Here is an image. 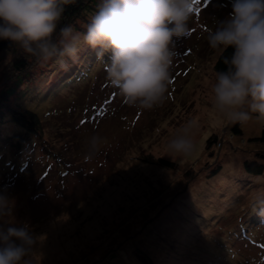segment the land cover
<instances>
[{"label":"rangeland","instance_id":"obj_1","mask_svg":"<svg viewBox=\"0 0 264 264\" xmlns=\"http://www.w3.org/2000/svg\"><path fill=\"white\" fill-rule=\"evenodd\" d=\"M100 2L77 20L86 31ZM231 12V0H194L191 35L173 38L167 99L151 110L130 106L111 86L104 68L111 52L98 55L83 42L66 67L39 62L34 80L16 86L40 116L43 140L12 146L7 137L19 126L0 118V195L9 201L0 222L38 236L34 264H125L101 261L99 253L121 244L124 254L149 244L154 264H264V222L253 201L264 192V171L245 166H264V141L249 140L262 135L264 120L251 114L237 122L243 136H235L236 123L216 110L211 92L222 51L209 46L207 32ZM15 80L0 81V91ZM189 120L199 125L195 151L170 152L168 141ZM214 134L221 145L208 151ZM92 136L103 140L94 154Z\"/></svg>","mask_w":264,"mask_h":264},{"label":"clouds","instance_id":"obj_2","mask_svg":"<svg viewBox=\"0 0 264 264\" xmlns=\"http://www.w3.org/2000/svg\"><path fill=\"white\" fill-rule=\"evenodd\" d=\"M74 0H0V39L20 44L38 62L53 59L67 66L75 59L81 42L98 55L111 52L105 72L111 86L133 107L151 110L167 99L174 59V39L189 37L188 21L194 0H101L85 34L72 26L52 35L63 5ZM228 19L207 32L209 46L218 51L234 48L225 72H217L211 85L213 105L232 123H246L252 116L264 120V0H231ZM197 121L189 120L167 143L175 154L188 156L196 148ZM103 140L92 136L89 152L97 153ZM257 214L264 216V192L254 198ZM9 201L0 195V215L7 214ZM38 236L25 226L0 222V264H34L32 253Z\"/></svg>","mask_w":264,"mask_h":264},{"label":"trees","instance_id":"obj_3","mask_svg":"<svg viewBox=\"0 0 264 264\" xmlns=\"http://www.w3.org/2000/svg\"><path fill=\"white\" fill-rule=\"evenodd\" d=\"M94 0H74L73 3L63 5V12L61 14L60 20L57 22L56 29L52 35L53 42L58 41L60 37V30L66 26H72L77 32L82 31L81 33H85L86 29L78 24L77 20L84 18V12L88 10L93 5ZM234 53V48L231 46L226 50L222 51L215 62V70L216 72H225L228 69V65L224 63V58H230ZM8 60V61H7ZM55 60V59H53ZM7 61V62H6ZM2 63H5L4 65ZM39 62L37 59L31 54L27 53L19 43L14 42L8 48L0 51V67L1 68V77L0 81L9 82L12 79H16L12 84L4 86V88L0 91V118L4 117L10 118L11 121L18 124V131L13 133L12 135L7 137V142L12 146H16L18 148L26 147L27 143L31 141H35L34 143H38L36 141L37 137L40 142L43 140L42 136V128L41 123L42 120L40 116L35 112L30 105L24 102V100L20 97L19 93L16 91V86L22 81L26 80L28 82L34 80V76L36 75V67L31 69L33 66H36ZM33 77V78H32ZM1 82V83H2ZM231 132L239 138L243 136V129H241L240 124L236 123L231 127ZM33 139V140H32ZM250 141H264V130L260 137L251 138ZM219 143V138L217 135H212L206 141V149L208 151L213 150V146ZM220 144V143H219ZM221 145V144H220ZM34 146V145H33ZM42 146V145H41ZM35 147V146H34ZM41 148L43 151L45 150V146L36 147ZM217 147H214L216 149ZM219 148H217L218 150ZM221 149V148H220ZM158 161L165 166H173V162L159 158ZM248 171L254 174H263L264 166L258 162H247L245 164ZM194 170V169H193ZM196 171V170H194ZM219 170H216L213 174L217 173ZM197 172V171H196ZM192 171L187 172V179L190 181L192 179ZM257 216V215H256ZM257 221L258 223L264 222L261 220L260 215H258ZM259 219V220H258ZM260 228V224H259ZM133 241H130L132 243ZM108 243V242H107ZM105 245L107 248L108 243ZM129 243V244H130ZM128 244V245H129ZM145 245V244H144ZM149 244H146L142 247L136 246H128L130 251L128 254H124L120 249H122V244L119 248H116L115 251L110 252L109 250L101 251L102 260L101 261H111L115 259L116 261H126L124 258L129 259V264H154V257L146 248H148ZM145 249H144V248ZM106 253V254H105ZM108 254V255H107ZM100 256V254H98ZM95 257H98L97 255ZM93 256V258H95ZM114 263V262H113Z\"/></svg>","mask_w":264,"mask_h":264},{"label":"water","instance_id":"obj_4","mask_svg":"<svg viewBox=\"0 0 264 264\" xmlns=\"http://www.w3.org/2000/svg\"><path fill=\"white\" fill-rule=\"evenodd\" d=\"M13 43L14 41L9 40V39H0V51L8 48Z\"/></svg>","mask_w":264,"mask_h":264}]
</instances>
